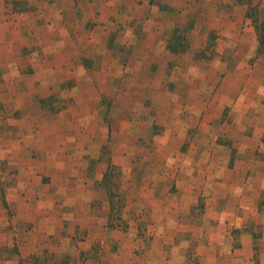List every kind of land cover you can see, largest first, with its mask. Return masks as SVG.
<instances>
[{
    "label": "rangeland",
    "instance_id": "obj_1",
    "mask_svg": "<svg viewBox=\"0 0 264 264\" xmlns=\"http://www.w3.org/2000/svg\"><path fill=\"white\" fill-rule=\"evenodd\" d=\"M209 4L186 6L176 53L150 32L94 56L87 24L49 88L33 63L54 53L0 65V264H264V0Z\"/></svg>",
    "mask_w": 264,
    "mask_h": 264
},
{
    "label": "crops",
    "instance_id": "obj_2",
    "mask_svg": "<svg viewBox=\"0 0 264 264\" xmlns=\"http://www.w3.org/2000/svg\"><path fill=\"white\" fill-rule=\"evenodd\" d=\"M201 1L210 5L212 0ZM188 5H191V0H0V65L5 66L11 56L21 55L22 49L27 50L29 47H36L37 50L34 53L38 56L42 54L49 58L54 53L56 61L59 62L58 65L49 62L41 64V56L39 64L33 63V70H40L43 74L35 77L32 84L49 88L50 85L53 86L57 72L70 71L68 67H60L61 63L66 65V62H62V60L65 61L63 57L84 53L87 40H83L82 33L86 31L87 24H90V28L85 39L91 41V48L86 50V53L91 55L124 52L125 50L122 51V49L130 45L137 48L143 47L145 44L144 42L141 44V39L149 38L150 32H153V38L159 41L155 48H162L161 43H163V48L171 53L173 51L169 48V43L175 39L177 26L181 27L186 23L188 14L184 13L187 12L185 8ZM133 7L138 8L137 18H124L122 10ZM140 8H147L146 14L140 12ZM242 18H245L246 22L243 33H247L251 38L253 27L249 21L250 17L242 15ZM132 22L135 25H131ZM71 27L75 28L72 35L69 31ZM117 30L120 31L119 34L115 33ZM241 51V48L237 47L230 52L233 62L229 63L234 71L245 69L246 64L242 66L238 61L241 58L237 57ZM242 52L245 58H254L255 61L249 64V70L253 71V75L257 74L261 67V64L257 62V56L260 55L258 47H249ZM94 63H96L95 60ZM20 66L18 61L16 68L12 71L17 72ZM262 66L264 67L263 64ZM51 70L57 71L54 77L48 76L47 72ZM233 76L236 77L233 80L234 83L238 79V74L234 73ZM62 83L65 82H60L58 85ZM78 83L75 86H82ZM103 85L108 86L107 84L101 86ZM261 144L264 145V142ZM261 223L264 229V220ZM84 261H86L85 258Z\"/></svg>",
    "mask_w": 264,
    "mask_h": 264
},
{
    "label": "trees",
    "instance_id": "obj_3",
    "mask_svg": "<svg viewBox=\"0 0 264 264\" xmlns=\"http://www.w3.org/2000/svg\"><path fill=\"white\" fill-rule=\"evenodd\" d=\"M169 48L171 49V50H176V48H177V46H175V45H169Z\"/></svg>",
    "mask_w": 264,
    "mask_h": 264
}]
</instances>
